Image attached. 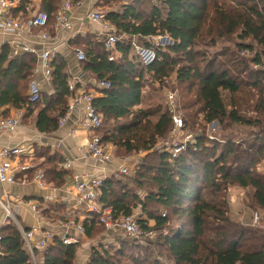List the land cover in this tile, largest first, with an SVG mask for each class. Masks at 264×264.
Returning <instances> with one entry per match:
<instances>
[{
	"label": "trees",
	"instance_id": "obj_1",
	"mask_svg": "<svg viewBox=\"0 0 264 264\" xmlns=\"http://www.w3.org/2000/svg\"><path fill=\"white\" fill-rule=\"evenodd\" d=\"M112 1L116 11L104 18L122 41L111 51L103 41L76 38L72 44L85 56L81 71L109 85L93 100L102 117L103 141L124 155L145 156L133 177L105 180L97 201L110 207L115 219L138 210V226L156 235L91 250L86 264H264V231L232 221L228 200L229 188L249 189L248 206L262 213L264 222V0H162L158 6L151 0L127 5ZM60 2L41 1L49 22ZM155 36H168L173 44L154 48L155 61L144 66L133 53V43L152 48L148 38ZM254 48L255 55H241ZM33 64L26 58L6 61L3 53L0 79L29 83ZM51 70V95L43 98L42 93L35 104L28 96L24 101L28 113L37 111L34 125L44 134L57 130L71 97L65 62L56 58ZM169 85L177 86L173 92L182 129L201 133L175 157L155 149L173 131L166 105L143 108L144 89L166 90ZM9 88L0 87L3 103L10 98L15 102L17 95L11 96ZM214 122L220 133L209 139L207 126ZM234 127L252 133L240 142L224 136ZM57 158L48 150H35V159L43 160L46 182L60 185L64 173ZM61 209H44L43 215L60 216ZM96 222L93 214L82 222L88 238L103 234ZM1 235L0 264H32L13 223L7 222ZM134 247L138 252L132 254ZM77 249L55 238L43 252L35 250V256L39 264H74Z\"/></svg>",
	"mask_w": 264,
	"mask_h": 264
},
{
	"label": "built area",
	"instance_id": "obj_2",
	"mask_svg": "<svg viewBox=\"0 0 264 264\" xmlns=\"http://www.w3.org/2000/svg\"><path fill=\"white\" fill-rule=\"evenodd\" d=\"M151 2L158 6L161 4L162 0H151ZM24 6L28 14H20L18 16L11 11L13 2L10 0H0V32L14 37H19L22 34L30 37L35 36V39L39 40L40 44L52 43L55 38L49 31L47 32L49 26L48 15L44 12L30 13L28 4ZM73 6L79 7L80 3L76 2L73 4L70 0H66L61 4L52 22L53 26L51 28L54 32L58 33L71 29L68 14L71 12ZM86 18L90 22L100 23L102 25L103 30L106 32L103 41L105 50H113L119 39L116 32L105 22L104 15L92 13L87 15ZM148 40L152 48L139 47L133 44L135 53L144 66H148L155 61L156 56L154 48L164 49L173 44V41L168 36H155L152 37V39L148 38ZM20 46H22L21 48L24 52L34 53L28 45L20 44ZM14 52L16 53V51ZM256 52V48H254L251 51L245 50L241 52V55L251 57L255 55ZM53 55V50L41 52L39 55L42 76L46 82H50L52 79L51 57ZM75 55L78 62L85 60V56L80 50H76ZM253 67L257 68L256 66ZM97 83L103 89L109 87L106 82L98 81ZM68 90L70 93H74V95L67 104L64 116L59 119L58 127H63L73 114H78L76 124L88 134V144L86 146L87 154L99 165L107 167L106 171H100L96 176L92 177H84L74 172L70 174L69 184L74 190L70 192L71 206L74 209H81L83 214H85V219L88 214L95 215L97 217L96 223L103 227L104 233L121 232L128 240L155 238V232L141 230L134 215L121 216L115 219L112 209L97 201V190L103 185L105 180L113 178L114 171L107 170L108 167L113 164L115 156L112 149H110L111 145L105 143L100 135L102 117L93 105L94 97L87 93L86 90H76L74 83L68 84ZM41 94L42 88L40 82L35 77H32L28 83L29 103H37L40 100ZM165 97V105L172 116L173 131L170 134V139H173L174 133L183 127L182 115L179 110H177L175 93L173 91H167ZM18 125L19 122L16 118L0 116V135L12 133L18 128ZM170 139L165 141L163 145L166 148L165 150H168L171 156L175 157L183 151L185 145H179L177 139L176 143L170 142ZM35 160V151L30 145L0 148V185L27 186L33 184L38 189L46 188L45 170L35 164ZM72 164V160L66 159L62 166L63 171H72ZM137 166L138 164L136 168ZM136 168L131 165L130 158H123V164L117 169V175L126 177L133 176L136 172ZM30 202L32 203L30 206L31 211L40 224L25 229L17 220L16 213L18 212V208L15 207L13 200H11L6 192L0 194V211L3 214V221L0 224V247L2 240L1 230L7 224L6 222H11L16 226L32 264H39L35 256V250L43 252L53 243L55 238L65 246H80L83 239L86 240L85 228L82 222L77 218H63V216L60 218L58 215L45 218L43 215V207L38 202ZM64 214L65 216L67 215L66 213ZM251 226L264 231V222H262V216L259 212H253ZM53 229H58V231H54ZM89 246L91 247L90 250H99L100 248L106 249L109 247V243L99 244L97 242H90ZM1 256L2 252L0 249V257Z\"/></svg>",
	"mask_w": 264,
	"mask_h": 264
},
{
	"label": "crops",
	"instance_id": "obj_3",
	"mask_svg": "<svg viewBox=\"0 0 264 264\" xmlns=\"http://www.w3.org/2000/svg\"><path fill=\"white\" fill-rule=\"evenodd\" d=\"M10 1L13 2L11 11L15 15L19 16L20 14H23L22 7L24 8L23 5L26 4H28V6L30 7V13L43 12L40 9L42 0ZM65 1L66 0H61L58 6V10L61 4ZM78 2L80 3V6H73L71 12H69L68 14L71 24L70 30H64L56 33L51 28L53 26L52 22H49L47 32L49 31L50 34L55 38L52 43L40 44V41L35 39V36L30 37L22 34L19 37H14L2 34L0 32V58L2 54L5 53L6 61H10L14 58L32 59L34 64L30 77H35L40 82L42 93L49 92L48 95H51L52 89L51 81L46 82L42 76L39 55L41 52L53 50L54 55L51 57V62H53L56 58H60L66 64V74L68 76L67 84L74 83L76 90H86V92L91 94L94 98L101 96L99 91L103 88L98 85V80H96L90 74L82 72L79 68L80 63L76 59L75 51H83L81 48L74 47L72 42L76 38H80L86 41L89 40L87 41V43L92 42V44L99 41H104L106 32L103 30L102 25L100 23L90 22L86 18V16L92 13H100L105 16V13L111 10L116 11V8L110 7L114 6V2L112 0H79ZM120 2L122 3V5H127L131 3L132 0H120ZM58 10L56 12V15L58 13ZM27 14L28 12L25 11V14L23 15ZM105 22L108 24V26H110L112 30L115 31V27L112 24H110L106 19ZM20 44L28 45L34 51V53L24 52ZM14 51H16V53ZM3 85H7V87L8 85H10V95L17 96L15 102L12 98H10L11 100L7 101L6 103L1 102L0 99V116L16 118L19 122V125L18 128L12 133L0 135V148L30 145L34 149V151L38 149L48 150L51 155L56 154V156L58 157L56 160L58 161V169L64 173V180L60 185L54 183V180H48V182H46L47 186L44 189H38L33 184H29L27 186L0 185V194H2V192H6L10 196L11 200H13V203H15V207L18 208V212L16 213L17 220L23 227L30 228L32 226L40 224V222L36 219L33 212L31 211L30 206L32 203L30 201H33V203L38 202L43 207V209L62 208L60 216L58 215L60 218H62L61 216H63V218L75 217L79 221L83 222L85 220V214H83L81 209H74L71 206L70 192H73L74 190L69 184L70 174L74 172L84 177H92L96 176L100 171H106L107 167L99 165L87 154L86 146L88 144V134L79 126H77L76 121L78 120V114H73L70 120H68L63 127H57V130L52 133H39L34 125L37 111L34 110L30 114L27 111V106L24 105V101H26L25 98L28 96V80L11 78L8 80L6 79V82H4V80L0 79V87ZM73 95L74 93H71V97ZM217 125V123H214L207 126L205 134L207 138L210 139L211 136H215L218 133L219 129ZM175 133L178 135L177 143L179 145L184 144V149L187 145L194 144L195 136L199 137L201 135L200 132L197 134H192L185 129L177 130ZM110 149H112L114 153L115 160L113 161V164L108 167L107 171H114L113 178L116 179L122 177L120 175H117V169H119V167L123 164V158H130L131 165L136 168V165L139 164L141 159L145 156V153H140L138 155H124L122 153L123 155L121 154V156H118L116 153V148L111 145ZM66 159L72 160V171H63L62 166ZM40 161L42 162L43 160L40 159ZM133 176L127 177L130 178ZM236 191H238L239 194H237ZM250 193L251 191L249 189H242L235 186L228 189L229 202L234 203L233 206L237 208V210L239 209L241 213L244 211V209H247L249 213V219H244L243 217V219L241 218L240 221H234L231 219L232 221L238 222L242 225L251 226L253 210L249 208L248 203L244 204L242 200L244 194L245 197H247V195ZM234 194L238 196V201L235 198ZM52 212L55 213L54 210ZM64 213H66L67 215L65 216ZM138 215L139 211L137 210L135 211L134 216L137 217ZM241 216L243 215L241 214ZM2 219L3 214L0 211V224L3 221ZM150 225H152V223H150ZM53 230L58 231V229ZM122 235L123 234L121 232H103V234L96 239L88 238L86 236V240L83 239L81 245L78 246L74 264H86L91 251V247L89 246L90 242H97L99 244L109 243V246L117 248L118 242L121 240L117 238V236L121 237Z\"/></svg>",
	"mask_w": 264,
	"mask_h": 264
},
{
	"label": "rangeland",
	"instance_id": "obj_4",
	"mask_svg": "<svg viewBox=\"0 0 264 264\" xmlns=\"http://www.w3.org/2000/svg\"><path fill=\"white\" fill-rule=\"evenodd\" d=\"M117 37H118V39H119V41H122V39L123 38H121V37H119L118 35H117ZM134 45H136V46H139V47H143L142 45H140V44H138V43H136V42H134L133 43ZM220 48V46H218L217 47V49H219ZM213 51V50H212ZM133 53H134V55L137 57V58H139L138 57V55L135 53V50H134V48H133ZM177 89V86H174V88L171 86V85H169L168 86V89H166V90H160L157 86H155V88H147V89H144L143 91H144V105H143V108H147V107H156V106H163V108H164V106H165V100H166V93H167V91H174V90H176ZM176 92H177V90H176ZM49 93V92H48ZM48 93H44L43 92V98L46 96V95H48ZM226 95V94H225ZM227 96V95H226ZM225 99H226V101L229 103V100H230V98L227 96V97H225ZM39 106V105H38ZM37 106V107H38ZM209 130V129H208ZM237 132V133H236ZM220 132L218 131V134H219ZM250 133H252L251 131H244V130H242L241 128H237V127H234V132L233 133H231L230 131H227L226 133H225V135L224 136H226V137H228V138H233L235 141H237V142H240L241 140H244L245 139V136L248 134H250ZM177 134L175 133V135L173 136V139L171 138L170 139V136L169 137H167V138H165V140L163 139V140H159L158 142H157V145H156V147H155V149H159V150H165V149H162V148H164V145H163V143L165 142V141H167L168 139H170L169 141L170 142H174V143H176V139H177ZM222 137V135L220 134V135H218V138H220V139H222L221 138ZM43 152V151H42ZM117 153V155L118 156H121V151H117L116 152ZM123 155V154H122ZM133 155V154H132ZM35 164H37V165H39V166H41V167H43L42 166V162L40 161V160H35ZM141 193H144L143 191H140ZM237 192V194H239V192L238 191H236ZM234 196H235V198L237 199V201H238V196H236L235 194H234ZM246 197H245V194H244V196H243V198H242V200H243V202H244V204H246V203H248V199L246 200L245 199ZM233 204L234 203H230L229 202V217H230V219H232V220H234V221H240L241 220V218L243 219V217H244V219L246 218V219H249L248 217V215H249V213H248V211H247V209L245 210L244 209V211L241 213V211L239 210H237V208H235L234 206H233ZM241 214L243 215V216H241ZM261 215H262V213H260ZM177 224V223H176ZM175 223H173V228L175 227V225H176ZM117 238H119V239H121V240H127L125 237H123V235L120 237V236H117ZM120 240V241H121ZM132 247H133V245H132ZM135 248V247H134ZM130 250H131V247H130ZM138 252V250L135 248V250H132L131 251V253L132 254H135V253H137Z\"/></svg>",
	"mask_w": 264,
	"mask_h": 264
}]
</instances>
